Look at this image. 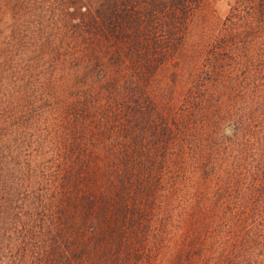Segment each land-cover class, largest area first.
I'll return each instance as SVG.
<instances>
[{"label": "trees", "instance_id": "1", "mask_svg": "<svg viewBox=\"0 0 264 264\" xmlns=\"http://www.w3.org/2000/svg\"><path fill=\"white\" fill-rule=\"evenodd\" d=\"M0 264H264V0H0Z\"/></svg>", "mask_w": 264, "mask_h": 264}, {"label": "rangeland", "instance_id": "2", "mask_svg": "<svg viewBox=\"0 0 264 264\" xmlns=\"http://www.w3.org/2000/svg\"><path fill=\"white\" fill-rule=\"evenodd\" d=\"M237 0H209V8L215 12L219 19H225ZM7 17H5V20Z\"/></svg>", "mask_w": 264, "mask_h": 264}]
</instances>
